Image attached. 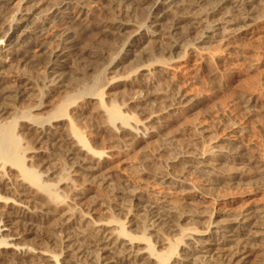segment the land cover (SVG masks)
Here are the masks:
<instances>
[{
    "label": "bare ground",
    "instance_id": "obj_1",
    "mask_svg": "<svg viewBox=\"0 0 264 264\" xmlns=\"http://www.w3.org/2000/svg\"><path fill=\"white\" fill-rule=\"evenodd\" d=\"M253 2L256 0H100L99 12L96 13L88 8V0H0V35L6 32L4 47H8L4 59H0V119L11 106L31 97L33 94L30 92H35L38 97L33 111H25L18 116L16 113L7 123L0 121V223L2 227L12 225L15 229L13 234L9 230L0 233V264H169L172 260L176 261L175 264H245L251 254L263 252L264 204L235 214L225 220L223 225L217 226L210 222L215 213L226 214L214 209V201L211 200V203L208 195L201 194L197 184L182 177L171 178L170 174L154 177L156 179L153 180H161L160 191L150 188L144 179H122L105 201L114 212H125V217L143 216L149 223L147 235L150 238L153 236L151 232L158 233L162 228L178 230V222L184 219L209 221L201 231L181 229L180 233L186 241L180 245V252H177L178 243H175L168 244L166 251L161 254L146 247L149 251L146 255L137 248L143 241H148L145 235L136 237L125 229L130 220L124 219L118 234L114 233V229V232L107 230L113 222L90 226L86 219L90 220L93 208L86 209V213L78 217L89 192L88 184L78 186L75 184L76 178L90 179L91 174L98 171V161L105 159L106 155L92 150L89 144L91 140L77 127L81 112L78 104L94 101L98 111L102 112L105 119L103 128L107 131L111 129V123L114 125L123 117L120 110L126 105L117 107L111 100L109 109L106 108V104L100 103L104 97L103 90L97 91L99 81L94 80L92 84L80 86L76 98L66 97L59 105H55L46 117L39 113L33 114L47 107L46 99L69 88L71 75L80 74L81 71L69 66L71 62L87 64L89 60L106 61L104 73L101 74L109 75L135 57L133 68L140 67L141 72H144L140 75L147 79L140 80L137 77L139 73L135 71L122 80L118 79L112 89L124 90L129 81L131 93L134 94L131 103L137 104L139 114L148 116V123L155 120L158 116L153 107L157 98L163 99L162 103L168 110L176 109L185 100L182 92L175 89V84L171 85L169 95L151 92L155 77L166 76L167 67L185 57L188 50L194 51L196 44L220 38L224 45H230L235 31L243 32L256 21L257 12L250 11ZM10 6L15 9L10 11ZM225 11L229 13L226 16L228 19L224 16ZM143 29H155L154 35L163 39V45H156L153 38L142 32ZM195 31L199 35L192 36ZM88 35L93 36V41L90 45H82V40ZM110 36L122 40L123 48H119L121 50L117 52V57L110 54L113 57L107 59L106 51L98 50V46ZM50 39L54 40V44L47 46ZM188 41L192 42V46H187ZM181 51V57H173ZM164 54L170 58L165 61L154 59L155 55ZM9 62L16 65L22 62L39 71L42 87L37 89L35 78L24 75L14 76L11 84L7 85L2 68ZM15 110L18 112V109ZM62 122L66 130L59 133L56 125ZM133 122L134 119L130 122L132 127L121 122L117 124L115 133L111 131L114 133V143L126 146V142L127 145L129 142H138V130L145 126H141L140 121ZM27 134L34 137L39 147H25L19 151L16 139L23 140ZM230 149H227L228 152L220 149L219 155L204 153L201 156L186 151L184 156L179 155V162L185 158V163L191 164L199 173H204L201 169L209 167L208 160L216 162L224 159V154H227L226 159L229 161L241 160L240 152ZM53 158L62 159L68 165L69 180L63 181L61 177L55 183L45 180L55 172L49 165ZM247 162L255 170L254 173L264 179V161L251 159ZM28 163V168L24 169ZM45 166L43 172L37 168ZM14 170L17 176L11 178L10 172ZM234 174L231 178L225 176V180L228 182L229 179L234 181L246 177L244 173ZM211 175L208 176L212 178ZM217 179L211 180L210 186L216 185ZM60 183L70 190L67 204L53 205L47 202L43 207L39 206L37 198L45 196L49 200L53 199L48 195L50 192L45 190L48 188L57 193ZM26 236H34L39 244L44 245L45 252L52 242L55 246L59 245L60 251L49 252L51 256H48L36 246L38 243L32 247L40 251L34 252L28 245L23 248L20 242ZM199 253L207 256H199Z\"/></svg>",
    "mask_w": 264,
    "mask_h": 264
},
{
    "label": "rangeland",
    "instance_id": "obj_2",
    "mask_svg": "<svg viewBox=\"0 0 264 264\" xmlns=\"http://www.w3.org/2000/svg\"><path fill=\"white\" fill-rule=\"evenodd\" d=\"M88 2L89 9L96 13L99 12L100 0H88ZM250 6V11L255 10L257 12L256 15L258 17H256V21L251 23L243 32L235 31L230 45H224L220 38L196 44L194 47L197 48L194 51L188 50L185 57L167 67L166 76L158 75L155 77L154 81H152V88H150L151 92L157 91L158 93L159 91L160 94L165 95V93H168L167 95H169L172 91L171 85L175 84V89L182 92L185 100L182 104L177 105L176 109L168 110L165 108V104L162 103L163 99L157 98L153 110L158 117L149 123L146 121L148 120V116L145 113L139 114L137 104L131 103L134 94L131 93L129 81L126 82L127 86L124 90L123 88L119 90L112 89L113 84L118 79L122 80L135 71H137L136 74L139 73L137 77L140 80L144 81L147 79V77L140 75L144 73L141 72L142 69L140 67L133 68L135 57L121 64L117 72L109 75L101 74L106 65V61L103 60L97 62L89 60L90 63L88 62L87 64L85 62L82 64L71 62L69 64L72 68L81 71L80 74L71 75L72 79L69 81V88L62 89L50 98L44 99L47 107L41 112H33V114L39 113L42 117H46L53 111L55 105H59L58 103L62 102L66 97L71 96L76 98L78 96L77 90H81V87L87 83L92 84L94 80L99 81L97 91L103 90L104 97L100 103L106 104V108L108 107L109 109V104L112 103L111 100H113V104L117 107H120L121 104L126 105L125 108L120 110L123 117L118 120L119 122L116 121L114 125L111 123V129L107 131L103 128L105 119L102 117V112L98 111L99 108L94 101L80 102L78 104L81 107V112L80 123L77 127L80 128L79 130L89 141L91 140L89 144L92 150L104 152L106 155L105 159L98 161L100 165L98 171L91 174L90 179L76 178V185L79 186L82 183L88 184L87 188L89 189L83 200V211L79 210L80 215L78 217L82 213L85 214L86 209L93 208L94 213L90 214V220L86 219L87 222L89 221L90 226L113 222L107 230L111 232L115 231V234L119 233L118 230H120L122 222H125L124 219L130 220L125 229L136 237L145 235L148 241H143L137 248L142 249L147 255L149 251L146 247H150L153 252H160L161 254V252L166 251L168 244L175 243H178L177 252H180V245L186 241L184 239L185 236L180 233L181 229L182 231H201L204 230L209 221L206 219H184L178 222L180 230H175L174 228V230L168 231L166 228H162L158 233L151 232L150 234L153 235V238H150L147 235L149 223H147L148 221L143 216L137 218L125 217V212H114L110 209L111 207L108 202L105 201L122 179L128 178L132 181L144 179L147 181L148 186L155 191L161 190V180H153L157 176L161 177V175L166 176V174H170L171 178L182 177L191 181L197 184L198 188H201V194L208 195L209 201H214V209L216 211L226 214L215 213L210 222H213L217 226L223 225L225 220L231 219L235 214L261 207L264 204V179L255 174V170L247 162L251 159L264 161V0H256ZM9 9L13 11L15 8L10 6ZM228 14V11L224 12V16L227 19L229 18L226 17ZM154 31L155 29H143L142 32L153 38L156 45H163V39L161 40L159 37H156ZM196 32L192 36L199 35ZM5 34L0 35V59H4L5 52L8 50V47H4ZM114 40L115 38L111 36L107 37L98 46V50L104 49L103 51H106L105 57L107 59L113 57L111 55L117 57L118 51L123 48L121 47L122 40ZM92 41L93 36L88 35L81 43L82 45H90ZM117 41L118 43H116ZM52 44H54V40H48L47 46H51ZM190 44L192 42L188 41L187 46H192ZM146 46L148 47V45ZM13 48L17 49V47ZM182 52H179V54L176 52L173 57H181ZM157 58L159 61H165L170 57L167 54L161 56L155 55L154 59ZM84 69L87 71L85 72ZM2 72L7 77V85L11 84L14 76L24 75L36 79L34 81H37L35 82L37 89L42 87V75L40 72L32 69L29 65H25V63L19 62L17 65L10 62L9 64L6 63L4 68H2ZM167 76L168 78H166ZM30 93L33 94L31 97L25 98L18 104H12L13 106L1 117L0 121L7 123L16 113H18V116L25 111H33L38 97L35 92ZM95 107L97 108L95 109ZM15 109H18V112H15ZM133 119L134 122L135 120L140 121V124L142 123L141 126H145H143V129L139 128L138 130V133H140L138 134L140 138L137 140L138 142H129V145L126 142L124 143L126 146L114 143V129H116L117 124L121 122L132 127L133 125L130 122ZM56 128L59 133L65 132V123L57 124ZM111 131H114V133ZM23 138V140L20 138L16 139L20 147L19 151L25 147L28 149L39 147L35 143L33 136L27 134ZM230 147L234 151L240 152L242 156L241 160L236 162L229 161V159H226L227 154H224V159H218L216 162L208 160L209 167L201 169L208 174L205 172L199 173L191 164L185 163V158L179 162V155L184 156L186 151H188V154L194 156H201L204 153V155H219L221 154L219 152L220 149L228 152L229 150L227 149ZM28 165L29 163L27 166L25 164L23 168H28ZM49 165L51 166L50 169L55 172L45 179L50 181L48 183L58 182L60 177L63 178V181L69 180V167L66 163L64 164L62 159L57 160V158H53L49 162ZM46 167L37 168L40 172H43ZM235 172L244 173L246 177L234 181L229 179L227 182L225 179L235 176ZM10 173L12 175L11 178L17 176V171L15 170ZM208 175H211L212 178ZM208 178H210L209 181ZM217 178L222 179L219 180ZM215 179H217V184L210 186V181H216ZM47 189L45 191L50 193H46L53 199L49 200L45 196H40L36 200L39 206L43 207L47 202L53 205L56 203L59 205L67 204L70 196L68 186L61 185L60 183L57 193H55L56 191H52V189ZM53 193L58 196L52 195ZM48 195L47 197H49ZM53 196L56 198L55 200ZM51 200L53 203L50 202ZM3 230L12 231V234L15 233L12 225L2 227L1 222L0 233L6 232ZM37 232L39 233V229ZM35 243L38 244L36 245ZM20 244H23V248H26L27 245L28 247H35L36 245L42 252L45 250L44 245L39 244L34 236H26L25 240L22 243L20 242ZM50 244L47 252L44 251L43 253L51 256V253L60 251L58 244L56 246L55 244L53 245V242ZM37 247L36 249L32 247V250L34 252L40 251ZM260 253L255 252L251 254L245 260V264H256V262L257 264H264V250L262 252L263 255ZM198 255L207 256L202 253ZM175 262L172 260L169 264H175Z\"/></svg>",
    "mask_w": 264,
    "mask_h": 264
}]
</instances>
